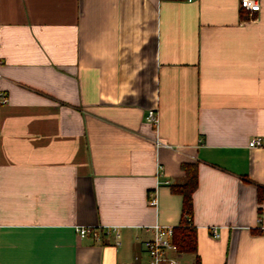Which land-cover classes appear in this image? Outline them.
Masks as SVG:
<instances>
[{"label":"crops","instance_id":"crops-1","mask_svg":"<svg viewBox=\"0 0 264 264\" xmlns=\"http://www.w3.org/2000/svg\"><path fill=\"white\" fill-rule=\"evenodd\" d=\"M260 5L0 0V264H146L147 228L180 223L182 163L196 250L179 264H264Z\"/></svg>","mask_w":264,"mask_h":264},{"label":"built area","instance_id":"built-area-1","mask_svg":"<svg viewBox=\"0 0 264 264\" xmlns=\"http://www.w3.org/2000/svg\"><path fill=\"white\" fill-rule=\"evenodd\" d=\"M238 5L242 15H246V18H251L254 13L260 11V0H238ZM6 101V95L0 91V103ZM146 121L153 126L157 125L158 114L155 108L149 109L146 117ZM264 145L263 138L256 136L248 142V146L252 148L262 147ZM148 205L156 206V195L150 194L148 197ZM183 217L189 220L186 214ZM176 226L161 225L155 223L147 228L150 232V237L143 241V248L148 256L146 264H179L178 256L181 253L178 251L177 245L173 240L174 228ZM75 231L80 238L90 237L96 242H103L104 238H111L114 245L120 243V233L117 227L114 226H76ZM211 234L213 237L219 236L216 228H211ZM169 252H173L175 256H169Z\"/></svg>","mask_w":264,"mask_h":264},{"label":"trees","instance_id":"trees-1","mask_svg":"<svg viewBox=\"0 0 264 264\" xmlns=\"http://www.w3.org/2000/svg\"><path fill=\"white\" fill-rule=\"evenodd\" d=\"M181 168L184 172V181L172 186V189L182 196V216L180 223L174 228L173 240L178 251L194 252L196 250V231L192 223V194L197 186V165L195 163H182ZM260 200L261 194L258 196V201ZM183 214H186L189 220L185 219Z\"/></svg>","mask_w":264,"mask_h":264}]
</instances>
